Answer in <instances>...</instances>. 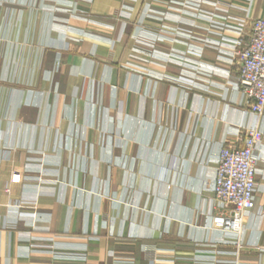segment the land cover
<instances>
[{
  "label": "crops",
  "instance_id": "obj_1",
  "mask_svg": "<svg viewBox=\"0 0 264 264\" xmlns=\"http://www.w3.org/2000/svg\"><path fill=\"white\" fill-rule=\"evenodd\" d=\"M152 1L0 0V264H264V138L255 209L238 231L213 218L220 148L264 131L234 83L238 34L216 0L144 17Z\"/></svg>",
  "mask_w": 264,
  "mask_h": 264
},
{
  "label": "built area",
  "instance_id": "obj_2",
  "mask_svg": "<svg viewBox=\"0 0 264 264\" xmlns=\"http://www.w3.org/2000/svg\"><path fill=\"white\" fill-rule=\"evenodd\" d=\"M237 9L243 7L235 0H216L214 12L226 14L230 19L223 24L215 22V26L238 34L229 50V62L237 65L234 83L250 112L264 123V17L235 18L231 12ZM207 19L214 23L212 17ZM238 133L242 137L241 146L227 143L219 150L212 187L215 204L228 211V215H214V222L232 231L240 230L246 216L255 209L256 151L264 138V131L258 126ZM259 213H264V205Z\"/></svg>",
  "mask_w": 264,
  "mask_h": 264
},
{
  "label": "rangeland",
  "instance_id": "obj_3",
  "mask_svg": "<svg viewBox=\"0 0 264 264\" xmlns=\"http://www.w3.org/2000/svg\"><path fill=\"white\" fill-rule=\"evenodd\" d=\"M126 1L127 0H117V2L120 3L119 14L123 15L124 17L128 16L129 14L128 6L125 5ZM154 9H155V3L153 0L152 3H149L143 7L142 14L144 15V17L148 14L152 15L155 13ZM55 11H57L59 14H66L68 12V14H71L73 18H77L78 16L79 17L81 16V15H78L79 10L75 6H69L66 8L56 7ZM84 31L86 32L85 29L81 28V32H84Z\"/></svg>",
  "mask_w": 264,
  "mask_h": 264
}]
</instances>
